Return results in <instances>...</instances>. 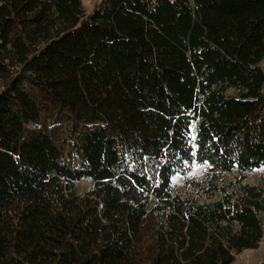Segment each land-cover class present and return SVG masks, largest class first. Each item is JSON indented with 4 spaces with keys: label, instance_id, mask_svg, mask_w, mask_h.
<instances>
[{
    "label": "trees",
    "instance_id": "trees-1",
    "mask_svg": "<svg viewBox=\"0 0 264 264\" xmlns=\"http://www.w3.org/2000/svg\"><path fill=\"white\" fill-rule=\"evenodd\" d=\"M262 60L264 0H0V264H231L256 248ZM195 167L213 199L176 189Z\"/></svg>",
    "mask_w": 264,
    "mask_h": 264
},
{
    "label": "rangeland",
    "instance_id": "rangeland-1",
    "mask_svg": "<svg viewBox=\"0 0 264 264\" xmlns=\"http://www.w3.org/2000/svg\"><path fill=\"white\" fill-rule=\"evenodd\" d=\"M99 0H82L84 9L86 12L91 10V7L97 3ZM261 64H264V60L261 61ZM264 92V88H263ZM229 175H225L227 179ZM246 180L250 183H257L264 189V165L258 169L250 171L246 175ZM173 183L175 184L176 189L179 192L189 191L194 194L199 200H210L214 197L211 196L210 192L207 191V179L204 177V172L202 169L195 167L189 176L187 181H184L180 177H174ZM78 191L84 192L91 186V181L83 179L77 183ZM52 209H49L47 212V218L51 219ZM263 221H264V212H263ZM155 227L154 219L148 216L143 222L138 242L136 244V251L140 252V256H143L142 249L144 248L148 237L153 232ZM264 256V228L263 236L258 246L254 249H245L238 253L234 254V259L231 264H258L262 261Z\"/></svg>",
    "mask_w": 264,
    "mask_h": 264
}]
</instances>
